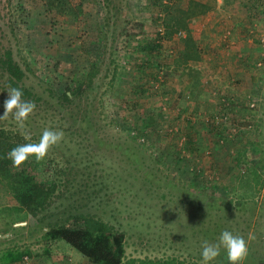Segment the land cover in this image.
Wrapping results in <instances>:
<instances>
[{
    "label": "rangeland",
    "instance_id": "rangeland-1",
    "mask_svg": "<svg viewBox=\"0 0 264 264\" xmlns=\"http://www.w3.org/2000/svg\"><path fill=\"white\" fill-rule=\"evenodd\" d=\"M112 1L119 11L111 5L106 13L103 0H84L83 13L74 21L49 14L40 0H0V51L10 47L15 59L29 65L25 83L44 97L24 128L11 116L0 123L20 129L30 143L38 142L45 128L64 134L43 160L33 163L37 176L56 180L63 193L40 214L43 224L57 212L94 213L112 225L114 234L123 232L121 260L176 256L193 264H202V241L215 243L228 229L254 237L242 262L254 264L264 258V95L256 91L242 98L222 87L209 59L188 61L192 70L178 67L185 30L162 39L153 63L137 69L138 60L128 58L130 48L137 40L160 44L163 26L189 0ZM201 34L200 27L191 33L193 38ZM134 55L144 62L143 52ZM92 65L99 71L91 88L59 104L57 95ZM164 69L166 93L160 86ZM194 78L200 87L189 94L184 87ZM2 86L0 80V115L7 98ZM141 87L144 92H135ZM235 98L230 114L222 115L221 103L228 106ZM248 102L256 103L255 111L248 110ZM148 117L155 121L147 125ZM137 151L141 164L134 163ZM13 205L0 183V256L29 248L28 260L37 264H105L99 255L49 237V228L37 222L40 215L8 217ZM40 224L44 227L29 233L27 225ZM100 239L103 249L116 254L110 235ZM210 264H229L225 251Z\"/></svg>",
    "mask_w": 264,
    "mask_h": 264
},
{
    "label": "trees",
    "instance_id": "trees-1",
    "mask_svg": "<svg viewBox=\"0 0 264 264\" xmlns=\"http://www.w3.org/2000/svg\"><path fill=\"white\" fill-rule=\"evenodd\" d=\"M96 1V0H95ZM44 6L46 12L49 14H59L66 16L71 20H77L79 16L83 13V2L84 0H79L74 3L73 0H40ZM105 2L104 6L106 8V13H111L109 9L110 6L119 11L120 7L116 6L112 0H103ZM164 3V2H163ZM161 4V2H160ZM163 5V4H161ZM167 9L168 5L164 3L163 5ZM207 9V6L203 3L197 2L195 0H189L185 7L178 8V15L171 18L169 23H166L163 26L162 32H160V44L159 40L149 43L145 40H137L134 46L128 51V58L130 61H133V58L138 60L137 69L145 68L147 65H151L153 62L151 58L156 56L154 51L157 49L161 50L162 39H170L171 36L180 32L179 30H185L186 35L183 39L184 50L179 57L177 64L180 67V64H184L183 67L191 69L187 65L188 61H200L201 54L196 43V40L192 37L189 29V21L200 14H203ZM115 12H112L114 16ZM110 16L106 17V23L109 24ZM99 25V24H98ZM99 37H104L105 32L99 29ZM107 31V30H105ZM163 35V36H162ZM143 52L144 62H139V56H135V53ZM138 57V58H137ZM187 65V66H186ZM158 66V65H157ZM160 70L162 65L160 64ZM158 66V67H159ZM165 68V66H163ZM30 70L29 65L24 63V66L14 57L13 51L10 47H5L0 51V80L2 82V89L4 93L7 94V88L18 87L23 90L24 96L23 99L31 100L35 102L37 106L38 103L43 101V96L41 93L35 91L31 86H28L25 83V78L27 77V72ZM99 68L95 65L90 66L88 73L77 77L76 83L74 86H68L60 94L57 95L59 104H68L74 97H80L88 88H91L92 81L95 75L98 73ZM32 72V71H31ZM167 70L160 71V86L163 93L168 91L165 88V83L168 80L169 75L166 73ZM182 73H185L182 70ZM115 77V72L113 77ZM195 79V83L192 80L188 81V84L184 88L188 90L189 94H192L193 91L200 87L198 85V79ZM144 92V88L135 89L137 91ZM52 91L50 92L51 96ZM52 97V96H51ZM238 103L237 98L232 100L231 103L227 106L223 104L225 111L221 113L222 115L230 114L231 107L236 106ZM231 106V107H230ZM76 116L74 117V122L72 125H75ZM148 124H151L155 121L153 117H148ZM247 123V121H245ZM248 125V124H247ZM224 126V125H223ZM222 126V128H223ZM79 128V127H78ZM80 129V128H79ZM221 135L223 136V129L220 130ZM26 135L20 129L7 128L4 124L0 123V183L5 186L9 191L11 196L16 201V205H13L10 208H7L9 211L8 217L19 218L20 220L25 219L26 214L31 215L32 217H37L43 213L54 201L55 198L61 197L63 193L58 190L56 180H43L37 176V166L33 163L38 162L34 157L28 158L22 165L19 167H14L12 162L7 158L8 151L24 143H30L29 139H25ZM135 164H141L140 154L134 153ZM140 165V169H141ZM139 169V168H138ZM61 172L64 173L65 170L61 168ZM144 179L149 180L146 175L143 176ZM231 203H229L230 205ZM234 207H239L238 204H234ZM52 216H56L53 220H48L46 224L44 223L45 216L40 215L37 222L42 223L47 226L49 229L46 230L49 234V237H59L63 239L66 243L73 246L79 252L89 255H99L102 261L105 264H193L187 263L184 260L177 258L176 256H166V257H144V258H131L126 261L121 260V257L124 253L122 246L123 232H118L114 234L112 225L108 221H105L101 218H98L94 213L89 212H70L67 215L62 216V212L53 213ZM12 222L10 224L11 229H14L16 226H13ZM69 223V224H68ZM29 233L36 230L35 228L44 227L38 226H28ZM24 228V227H23ZM7 231V229H6ZM7 233V232H6ZM110 235L112 241L117 250L116 254L109 250L108 248L104 249L101 247L102 236ZM102 254V256H101ZM30 255L29 248H24L21 250H6L5 255L0 260H3L6 263H12L23 259V257ZM1 257V256H0ZM255 261V259L253 260ZM254 264H264V258H260L254 262Z\"/></svg>",
    "mask_w": 264,
    "mask_h": 264
},
{
    "label": "crops",
    "instance_id": "crops-1",
    "mask_svg": "<svg viewBox=\"0 0 264 264\" xmlns=\"http://www.w3.org/2000/svg\"><path fill=\"white\" fill-rule=\"evenodd\" d=\"M195 1L207 9L191 19L190 32L200 27L204 33L194 36L202 51L200 61H192L193 64L208 63L209 59V67L222 76V87L242 98L256 91L264 95V68L256 67L264 58V0ZM259 95L254 96L261 99ZM28 259L25 255L16 262L0 263L37 264Z\"/></svg>",
    "mask_w": 264,
    "mask_h": 264
},
{
    "label": "clouds",
    "instance_id": "clouds-1",
    "mask_svg": "<svg viewBox=\"0 0 264 264\" xmlns=\"http://www.w3.org/2000/svg\"><path fill=\"white\" fill-rule=\"evenodd\" d=\"M7 94L0 119H7L11 116L18 127L24 128L28 117L36 108L35 102L23 99V90L18 87L9 86ZM63 135L60 130L45 128L38 142L19 144L11 148L7 153V158L14 167L22 165L29 156H34L37 161H41L48 154L49 149L63 139ZM25 139H30V137L26 136ZM253 238L251 234L246 239L228 229L222 230L215 243L202 241L200 253L202 264H210L211 261L216 260L221 254V249L225 251L229 264H242L248 255V241Z\"/></svg>",
    "mask_w": 264,
    "mask_h": 264
},
{
    "label": "built area",
    "instance_id": "built-area-1",
    "mask_svg": "<svg viewBox=\"0 0 264 264\" xmlns=\"http://www.w3.org/2000/svg\"><path fill=\"white\" fill-rule=\"evenodd\" d=\"M179 34H181L180 32H178ZM256 67H263L264 68V58H262L261 60H259L256 63ZM246 106L248 107V110L250 109V111H255V106L256 103L255 102H248L246 104ZM226 118V117H225ZM249 127H251V125H249ZM143 139V138H142Z\"/></svg>",
    "mask_w": 264,
    "mask_h": 264
}]
</instances>
